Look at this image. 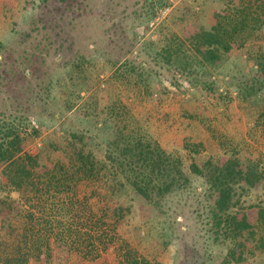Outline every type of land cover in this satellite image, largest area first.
<instances>
[{
	"label": "rangeland",
	"instance_id": "374dc122",
	"mask_svg": "<svg viewBox=\"0 0 264 264\" xmlns=\"http://www.w3.org/2000/svg\"><path fill=\"white\" fill-rule=\"evenodd\" d=\"M152 1L154 7L145 6L144 0H54L47 5L35 0H0V42L4 45L0 50V112L11 115L7 121L13 115L28 125L22 130L24 151L39 155V173L63 160V154L53 148L64 146L72 131L87 134L88 148L103 159V144L114 134L100 129L107 119L113 128L115 123L139 128L166 152L181 158L192 180L189 190L170 196L161 207L127 191L98 202L94 208L103 216L115 206L126 208V217L117 225V244L98 261L55 246L50 264H119V244L124 242L151 262L222 264L232 244L217 239L213 201L191 165L235 157L243 166L260 163L258 172L264 174V96L260 93L247 101L237 88L241 82L251 84L256 64L264 61V28L258 39L242 49L233 48L220 69L212 68L211 75H205L206 81L215 83L213 89L210 85L193 88L185 78L162 70L148 54L166 45L173 34L186 39L198 28L211 29L214 12L224 9L228 0ZM97 47L99 54L91 65L83 61L87 72L78 73L73 67L81 61L77 53L88 59ZM127 59L148 67L150 85L113 82L114 71ZM89 78L101 81L96 96L81 90L82 98L66 112L72 81ZM113 105L116 108L111 111ZM2 170L0 166V197L18 200V193L4 189ZM241 204L256 221L258 208L264 204V178L243 194ZM6 210L0 207V227ZM241 264H264V254L247 255Z\"/></svg>",
	"mask_w": 264,
	"mask_h": 264
},
{
	"label": "trees",
	"instance_id": "16d2710c",
	"mask_svg": "<svg viewBox=\"0 0 264 264\" xmlns=\"http://www.w3.org/2000/svg\"><path fill=\"white\" fill-rule=\"evenodd\" d=\"M35 1L47 5L54 0ZM226 4L214 12L211 29L198 28L194 36L186 39L173 34L149 57L162 70L185 78L193 88L207 89L210 85L213 89L215 83L206 81L205 75H211L212 68L220 69L233 48L242 49L258 39L264 28V0H228ZM144 5L154 7L155 3L144 0ZM3 47L0 42V50ZM91 51L88 59L77 53L81 61L73 67L82 75L87 72L83 61L91 65L92 58L99 54L98 47ZM134 61L127 59L120 65L113 73V82L123 86L150 85L148 67ZM256 65L254 81L237 85L247 101L260 93L264 96V61ZM100 83L91 78L87 82L72 81L71 90H67L66 112L82 98L81 90L89 97L96 96ZM115 108L116 105L110 107L111 111ZM261 116L264 117V106ZM10 117L0 112V166L6 179L4 189L18 193L19 198L0 197V207L8 209L0 227V264H50L55 246L68 248L84 260L98 261L119 241L117 225L127 215L124 206H115L112 213L103 216L94 208L98 202L127 191L147 204L161 207L170 196L189 190L191 185L181 158L166 152L139 128L136 131L128 124L119 127L116 123L113 128L107 119L100 129L113 130L114 134L103 144V159L88 148L87 134L72 131L64 146L53 148L63 154V160L52 162L39 173V155L24 151L22 130L28 125L13 115V120L7 121ZM259 166L257 162L243 166L235 157L191 165L192 172L206 183L207 196L213 201L211 213L217 239L232 244L222 264H241L247 255L264 254V204L258 208L256 221L249 218L241 204L243 194L264 178L263 172H258ZM119 247V264H163L139 256L127 242Z\"/></svg>",
	"mask_w": 264,
	"mask_h": 264
}]
</instances>
